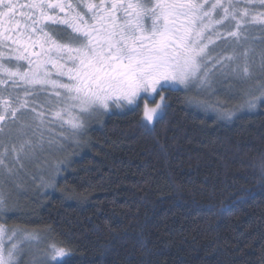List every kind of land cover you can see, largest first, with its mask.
<instances>
[{
    "label": "trees",
    "instance_id": "1",
    "mask_svg": "<svg viewBox=\"0 0 264 264\" xmlns=\"http://www.w3.org/2000/svg\"><path fill=\"white\" fill-rule=\"evenodd\" d=\"M163 91L152 125L126 107L62 144L55 187L15 196L0 222L71 248L74 264H264V102L229 120ZM205 101L228 111L242 97Z\"/></svg>",
    "mask_w": 264,
    "mask_h": 264
},
{
    "label": "snow or ice",
    "instance_id": "2",
    "mask_svg": "<svg viewBox=\"0 0 264 264\" xmlns=\"http://www.w3.org/2000/svg\"><path fill=\"white\" fill-rule=\"evenodd\" d=\"M19 8L26 11L17 19V0H0V169L9 156L19 161L44 150L42 134L36 139L46 120L44 106L48 119L79 135L86 118L107 110L113 99L137 106L141 93L194 86L208 91L226 80H251V50L239 49L251 23L264 25V11L253 14L251 0H28ZM260 67L264 72V53ZM5 94L11 99L4 100ZM240 95L235 110L212 109L218 118L257 109L264 102V80ZM166 99L161 96L155 107L145 104L142 120L151 124L162 117ZM186 102L209 109L199 98ZM47 145L51 149L54 141ZM61 163L49 179L41 178L43 187H55ZM260 169L264 175V160ZM12 212L10 193L0 183V219ZM45 239L37 231L0 224V264H19L25 244ZM74 257L71 248L51 243L35 249L29 264H74Z\"/></svg>",
    "mask_w": 264,
    "mask_h": 264
},
{
    "label": "rangeland",
    "instance_id": "3",
    "mask_svg": "<svg viewBox=\"0 0 264 264\" xmlns=\"http://www.w3.org/2000/svg\"><path fill=\"white\" fill-rule=\"evenodd\" d=\"M246 34L249 36V39L246 43H244L243 48L239 49V51L243 52L248 49L251 50L249 51L248 55V59L251 61V68L253 73V78L251 80L244 83L238 82L236 80H226L221 83H217L212 90L201 91L194 86L187 92L197 98L200 97L203 100L209 101L212 99H216V95L219 92H230L231 94L241 96L240 92L242 89H247V87L249 88L250 86H254L255 84L260 83L261 80H264V72H262L260 67L261 53H264V25L251 23L250 27L246 30ZM243 62L244 61L242 59L240 63L243 64ZM142 95H144L147 99L142 103L143 110L145 104H147L148 107H155L156 103L160 102V97H165L164 92H160V95L154 94L152 96H149L146 93H141V96ZM108 103L109 108L107 110H99L95 112L91 117L86 118L85 127L91 122H94L98 119H103L102 115L110 114V111L112 109L111 101H109ZM118 104L126 105L123 100H119ZM214 107H216V105H210L207 112L215 113L216 111L212 110L216 109ZM37 110L39 111V109ZM65 119H67V117H65ZM155 120L151 124L147 123L146 121L144 122L148 125H152ZM52 125L56 126L53 127ZM85 127L82 132L85 130ZM41 134L45 140V147L43 151H38L32 158L21 157L19 161L14 160L13 156H9L5 161V168L0 169V183H4L6 190L10 193V203L14 200L15 196H18L20 194L24 195L26 193L29 194L31 191L33 194H35L37 193V191H39V189L41 190L43 188L41 178L45 179V176H50V173L55 171L54 165H56V163L58 162V148L62 147V144L64 143H68L70 145L77 144L74 138L75 134H73V132L68 128L66 124H61L59 120H52L47 118L45 120L44 126L41 129V133L37 135L36 139H39V136ZM29 135H31V133H29ZM49 139L54 141V146L51 149H49L47 145V141ZM0 151H3V149H0ZM7 168L12 169L11 175L7 174ZM55 178H58V174H56ZM0 224L2 223L0 222ZM50 244L51 243L47 238L39 245L35 243L31 245L25 244L23 246L24 255L19 258V264H29L32 253L35 249H44Z\"/></svg>",
    "mask_w": 264,
    "mask_h": 264
},
{
    "label": "flooded vegetation",
    "instance_id": "4",
    "mask_svg": "<svg viewBox=\"0 0 264 264\" xmlns=\"http://www.w3.org/2000/svg\"><path fill=\"white\" fill-rule=\"evenodd\" d=\"M28 2V0H17V3H18V9H17V13H16V18L17 19H20V11H26V9H20L19 8V4H26ZM72 3H75L76 0H71ZM94 2L96 3H99L100 0H94ZM251 3L255 5V8L253 10V14H256V13H259L261 11H264V8H261V0H251ZM23 24V21L21 20V25ZM5 27H7V23H5L4 25ZM11 66V65H10ZM164 90V89H163ZM162 89L158 92L157 95H160V92H164ZM166 90V89H165ZM50 91V90H49ZM19 95L23 96V88L20 89ZM4 100H10L11 97L8 95V94H5V96L3 97ZM147 100L146 97L144 95L141 96V98L138 99L137 101V106H140L142 105L143 101ZM111 101V105H112V109L110 111V114H113L114 112H119V111H123L124 108H126L127 106L126 105H120V106H117L118 105V101L119 100H110ZM137 106H133V107H137ZM50 111L47 109V106H45V116L49 115L50 116ZM110 114H107V115H110ZM48 116V117H49ZM10 126V123L8 125H5V127H9Z\"/></svg>",
    "mask_w": 264,
    "mask_h": 264
}]
</instances>
